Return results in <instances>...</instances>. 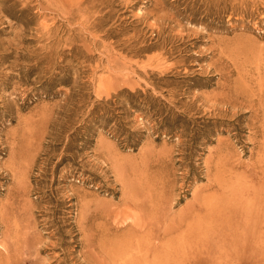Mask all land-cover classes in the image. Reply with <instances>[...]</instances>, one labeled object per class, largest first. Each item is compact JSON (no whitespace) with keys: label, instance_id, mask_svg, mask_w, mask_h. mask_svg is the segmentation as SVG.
Returning a JSON list of instances; mask_svg holds the SVG:
<instances>
[{"label":"rangeland","instance_id":"1","mask_svg":"<svg viewBox=\"0 0 264 264\" xmlns=\"http://www.w3.org/2000/svg\"><path fill=\"white\" fill-rule=\"evenodd\" d=\"M262 198L264 0H0V264H264L193 246Z\"/></svg>","mask_w":264,"mask_h":264},{"label":"bare ground","instance_id":"2","mask_svg":"<svg viewBox=\"0 0 264 264\" xmlns=\"http://www.w3.org/2000/svg\"><path fill=\"white\" fill-rule=\"evenodd\" d=\"M221 190H222V192H219V194H224L223 189H221ZM262 200H264V198H262ZM259 201H260V199H259ZM196 203H197V207L193 208L194 210L185 211V219L190 217L191 220L197 221L199 219L201 220L203 217L206 216L207 210H205V211L202 210V207H201V204L199 201H197ZM240 205H241V202H240ZM242 206H239V205H237L236 202L233 203V201L230 200V202L227 201L224 204H221V207L217 208L218 210H217V212H215L216 219H217V221H219L218 227H217V229H218L217 232L215 233L214 236H212V234H211L207 238L206 243L193 244V246L196 247L195 249H197V252L199 254L206 253L207 258L211 259V256L213 255V253L227 249V247H228L227 244H229L230 242H231V246H234L235 242L240 241V240H241L242 244H244L245 246H247L249 248L251 247L250 244H248L246 242V239L249 236L253 235L255 229H257V232H258L259 228H261V225L264 224V209L254 210L258 213L256 215H253L250 213V215L253 218H255V219H253V222H254V220H256V223L258 222L257 224H260V225L256 224L255 225L256 228H253L254 223L252 224L249 222V218L247 217V216H249V213L247 214V212L241 210V209H243ZM159 217L162 218L163 214L161 213V215H159ZM182 217H184V216H182ZM164 220H166V218ZM183 221H182V218L179 217V218H177V220H175L171 223L167 222L168 224H167L166 228L163 227L164 229H161V230H160V226L162 223H160L161 221L160 222L157 221V223L155 224V231L152 228V226L147 227L148 224H146L145 222H142V223L140 222L137 224V229L145 230V232L151 233V235L155 239H157L158 241H160L161 239H163L165 237L172 239L174 236H172L171 234L174 233L176 230L181 228ZM193 221H191V222H193ZM184 222L186 223L187 227H189V225H190L189 222H186V221H184ZM146 228H147V230H146ZM147 233H145V234H147ZM195 234H198V232H196V233L190 232V235L195 236ZM182 238L184 240L190 239L187 237L185 239L183 235H182ZM256 238H264V233L256 234ZM159 246L157 244L153 245V247L149 249V252H148V249L146 248L147 251L144 255L151 253L152 259L156 260V261L159 257H161V259L164 258L163 254H162V256L160 255L161 253L158 254L159 253V249H158ZM249 248H246L245 251H248ZM261 250H264V248H261ZM109 254H111V253H109ZM114 255H113V257H114ZM114 258H116V257H114ZM177 259H178V257L176 256L175 253H171L168 256V261L171 264H184V262L186 261V255H183L182 260H180L179 262H175ZM113 263H114V261H113Z\"/></svg>","mask_w":264,"mask_h":264}]
</instances>
